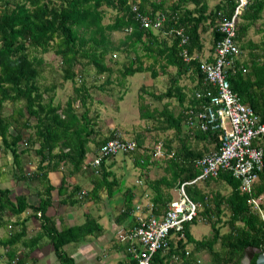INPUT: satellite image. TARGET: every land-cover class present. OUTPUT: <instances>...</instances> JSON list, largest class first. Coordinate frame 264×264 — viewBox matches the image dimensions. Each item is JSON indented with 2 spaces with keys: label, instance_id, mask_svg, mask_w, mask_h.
I'll return each mask as SVG.
<instances>
[{
  "label": "trees",
  "instance_id": "1",
  "mask_svg": "<svg viewBox=\"0 0 264 264\" xmlns=\"http://www.w3.org/2000/svg\"><path fill=\"white\" fill-rule=\"evenodd\" d=\"M207 1L0 0V152L4 156L9 154L16 164L18 170L13 175L14 180L26 186L34 185L28 194L20 193L12 198L9 189H0V226L7 213L16 219L13 226L17 227L16 231L0 239V248L6 256L4 264H24L26 255L41 247L42 237L51 245L58 264H74L63 247L102 230L90 216L78 225L56 227L54 220L46 215L52 203V191L56 193L58 204L74 206L83 202L80 186L67 185V176L83 172L86 156L90 153L96 156L102 144L118 135L116 129L102 131L97 112L91 111L94 108L87 103L90 96L84 84L90 69L94 79L103 76L97 87L102 93L115 83L119 86L126 77L147 74L145 83L149 84L144 83L138 88V119L159 124L160 131L173 132L172 140L177 141L174 147H171V139L165 142L163 175L148 184L153 192L149 214L160 217L172 201L169 190H178L181 184L188 183L183 189L197 207L196 217L183 225L182 239L176 235L174 240L168 237L166 247L157 251L158 264L167 261L194 264L192 257L199 253L208 256L209 264H240L248 248L253 251L249 264H254L257 255L264 253V205L254 206V201L264 195V167L249 192H241L239 182L228 171L189 183L200 172L195 161L220 145L219 130H193L187 126L183 115L187 108L206 101L203 95L209 90L198 70L201 60L197 55L202 49L200 36L209 33L210 49L213 50L220 39L218 26L230 17L235 6L234 0H218L209 8ZM132 6L150 17L163 15L160 29L142 28L134 19ZM106 12H111L110 19L103 23ZM239 19L236 47L238 52L247 50L249 55L242 64L235 61L227 79L239 102L250 107L259 120L264 121V35L257 41L248 37L249 28L257 22L260 23L256 27L264 28V0H248ZM175 31L186 39L183 45L179 44L180 37ZM113 33L123 35L114 41ZM180 48L193 59L183 62L179 57ZM251 49L263 52L259 56L250 55ZM47 53L56 61L60 83L70 84L71 96L63 103L56 99V83H39L43 69L48 66L43 59ZM116 53L126 55V60L120 63L112 60ZM160 76H167L168 85L161 92L147 94L151 96V104L145 103L144 86L153 90ZM183 76L194 83L189 91V104L177 114L168 103L161 104L158 109L156 106L164 100L174 99L176 108L182 106L186 92L178 83ZM120 100L121 96H118L115 101ZM6 105L10 106V111L4 114ZM23 131L27 132L25 136L21 134ZM132 141L134 153L124 155L132 159L135 167L145 168L152 163L151 156L137 153L141 147L140 136H135ZM19 145L23 146L22 150H18ZM26 151L38 158L29 173L22 172L18 164L20 154ZM109 158H102L97 166L99 176L94 177L91 190L86 193L91 199L97 198L101 189L106 191L107 197L113 195L117 181L110 166L104 165ZM62 168H66V173H62ZM50 172L61 173L55 188L47 178ZM210 182L223 183L229 189L228 193L205 191ZM127 192L123 208L113 221L116 224L133 220L130 216L132 196L130 190ZM29 197H34L36 203H29ZM26 211H31V216L39 221V231L24 241L27 220L19 217ZM200 221L207 224L210 231L201 240H194L189 227ZM222 228H225L224 232H220ZM17 245L26 250L24 257L16 255ZM187 246L189 251H186ZM133 263V260L129 261V264ZM151 264H154L153 257Z\"/></svg>",
  "mask_w": 264,
  "mask_h": 264
},
{
  "label": "built area",
  "instance_id": "2",
  "mask_svg": "<svg viewBox=\"0 0 264 264\" xmlns=\"http://www.w3.org/2000/svg\"><path fill=\"white\" fill-rule=\"evenodd\" d=\"M234 1L232 14L218 26L220 39L214 46L211 60L199 62V73L209 88L203 95L206 101L197 107L187 108L183 115L187 126L193 130H219V148L195 161L194 165L200 172L189 183L213 178L219 172L228 171L239 182L241 192H249L264 167V148L253 145V142L264 137V121H260L250 107L239 102L228 83L227 76L233 72L238 54L235 43L237 23L248 4V0ZM131 11L142 28L157 31L164 21L163 15L150 17L139 13L134 6ZM175 35L180 37V32L175 31ZM185 40L180 37L179 44L183 45ZM179 57L186 63L193 59L184 48H180ZM134 150L133 141L115 135L99 147L89 165L95 168L102 158L133 154ZM184 184L188 183L181 184L177 190L178 200H172L160 217L141 216L136 219V225L128 237L134 239L139 248V252L128 250L132 254L133 264H151L153 255L166 247L170 234L183 238V225L196 217L197 208L185 195Z\"/></svg>",
  "mask_w": 264,
  "mask_h": 264
},
{
  "label": "rangeland",
  "instance_id": "3",
  "mask_svg": "<svg viewBox=\"0 0 264 264\" xmlns=\"http://www.w3.org/2000/svg\"><path fill=\"white\" fill-rule=\"evenodd\" d=\"M138 1V0H135ZM153 1V0H149ZM208 7L211 8L215 5L218 0H208ZM168 3V2H167ZM166 3V4H167ZM106 16L103 19V23H106L110 19L111 12H106ZM122 33H113L111 34V38L114 41H117L122 37ZM208 45L210 43L209 35L205 36ZM204 45V49L206 48V43L202 42ZM117 54V53H116ZM130 55H128L129 57ZM50 53L43 55L44 61L48 62V66L45 67L42 71L41 78L39 79V83L41 85H48L52 82L56 83L58 86L56 90V99L63 103L67 98L71 96L70 84L68 82L61 84L60 83V72L57 68L56 61L50 59ZM118 63L126 60V55L117 54L115 59ZM87 78L85 81V87L88 89L89 93V103L90 108L93 109L91 111H96L99 117V122H101L103 127V132L105 133V129L111 130L116 129L118 132V136L125 140L132 141L135 136H140L141 138V147L138 154L150 155V160L152 163H149L145 168L135 167L132 164V159L124 154H116L114 157L105 160V167L110 166V171L114 175V179L117 181V188L114 190L115 195L113 198L108 199L105 196V192L103 190L100 191V202L96 204L97 210L100 215H102L101 224L106 228V230L110 229L109 217L115 215L119 209L120 204H122V196L119 192H121L124 188L128 187V189H132L136 192L135 196L139 198L138 210L141 208L145 209V212L150 211L149 205L150 199L153 195L152 190L149 188L148 184L157 179L161 175H163V166L164 163L162 161L163 154L165 153L166 147L165 142L169 139H174L173 132L167 131L162 132L158 129V125L153 121H141L138 119V93L140 90L138 88L141 85H144L146 79L142 73H136L130 77H126L125 80H121L118 84H114L110 90H107L106 93H102L98 90V85L103 81V76H99L94 79L95 75L93 70H89L87 73ZM165 77V76H163ZM167 76L163 78L161 81H156L153 90L150 86H144V90L146 92H142L144 95V99L146 102L151 101L152 91L161 92L168 85ZM92 81V82H90ZM146 84V83H145ZM141 93V92H140ZM148 94V95H147ZM118 96H121L122 99L120 101H115ZM150 103V102H149ZM151 104V103H150ZM152 104L156 105V103ZM10 106L6 105L4 107V114L9 113ZM158 109L160 108L159 104ZM80 108V107H78ZM10 133H13L12 129L9 130ZM23 136L27 134L26 131L21 133ZM177 144L176 140L171 141V147H174ZM92 147V146H91ZM23 146L19 145L18 150H22ZM94 159L93 154H88L85 158V161L89 162ZM38 158L34 156L31 151H26L21 153L18 159V164L24 173L31 172ZM16 164L12 162V159L9 154L5 156L0 152V189L6 188L9 189V197L12 198L16 194L25 193L32 189L34 185L29 184L26 186L25 183L21 181L14 180L13 175L16 173ZM62 173H66V168L61 169ZM90 175L93 177L99 176L98 167L92 168L88 163L84 166L83 172L75 175L73 178V182H76L77 185L81 187V190L88 192L90 190L91 184L87 180L90 178ZM70 178L69 176H67ZM209 191H217L221 194L228 193L229 189L223 183L220 182H210L207 190ZM169 194L172 197V200H178V191L176 189L169 190ZM55 193H53V197L55 198ZM28 202L31 204L36 203V199L34 197H29ZM261 207L264 205V195H262L259 200L254 204ZM68 207V206H67ZM141 207V208H140ZM93 208V206H92ZM87 208L85 206H74L71 207V213L75 215L74 224H79L84 221L83 213H88L91 217L96 216V209ZM109 208V214L108 209ZM68 209V208H67ZM70 210V209H68ZM54 212L58 213V207L54 209ZM116 212V213H115ZM144 212V214H145ZM108 214V215H107ZM149 216V215H148ZM22 217H26L25 222V234L22 240H27L30 237H33L39 228V221L37 219H33L31 216V211H26L23 213V216L20 215L19 219ZM222 219H225L223 217ZM3 221L0 226V239L7 237L9 232H13L17 230V227L13 226L15 222V218L11 217L9 214H5L3 216ZM209 226L204 224L202 221L197 222L194 225H190L189 232L191 237L194 240H201L202 236H207L209 234ZM225 228H222L220 232H224ZM42 239H46L42 237ZM21 240V241H22ZM43 241V240H42ZM46 241V240H45ZM20 245V244H19ZM19 245L16 246V255L18 257H24V253L26 250H23ZM188 247V246H187ZM66 252L69 253L71 247H65ZM189 251V247L187 248ZM48 252H51V249H41L36 255L38 256H47ZM107 252V251H105ZM34 254L29 253L25 257L24 264H30L29 259L33 258ZM193 260H197L198 263L194 264H209V258L205 253L194 254L192 257ZM6 261V256L4 255V250L0 248V264H4ZM32 264V263H31ZM38 264H45V257L40 258Z\"/></svg>",
  "mask_w": 264,
  "mask_h": 264
},
{
  "label": "crops",
  "instance_id": "4",
  "mask_svg": "<svg viewBox=\"0 0 264 264\" xmlns=\"http://www.w3.org/2000/svg\"><path fill=\"white\" fill-rule=\"evenodd\" d=\"M240 22V19L239 21ZM257 22L254 26L250 27L248 30V37L252 40V41H257L259 39L262 38V36L264 35V28L261 27H256V25H258ZM238 24V23H237ZM209 35L208 32L204 33L203 35L200 36L201 41L206 43V48L204 49V45L202 44V49H201V53L199 55H197V57L199 58V60H206V59H211V55L213 50L210 49V43L208 45V42L205 39V36ZM210 37V36H209ZM263 52V50L260 49H251L250 55H261ZM248 51H241L238 52L237 56H236V60H238L239 63L242 64V62L247 61L248 58ZM171 69L168 68V71H170ZM145 76V79L147 80V74H143ZM164 77L160 76L158 77V81H161ZM148 81V80H147ZM147 85L149 83H146ZM178 85L180 87H183V91L186 92V97L185 100L181 105H178L177 108L175 107L177 105V102L172 99V100H164L163 102H161L159 104V106L163 103H168L170 108L174 107V113H178L179 111H181L184 106H187V104H189V94L191 91V87L194 85V83L190 80V78L187 76H183L181 78V80L179 81ZM190 89V90H189ZM193 91V90H192ZM107 92V91H106ZM122 99V97H121ZM145 103H147L145 101ZM181 106V107H180ZM183 107V108H182ZM143 121V120H141ZM253 145H258L260 147H264V137L253 142ZM85 165L86 163L89 164V162L84 161ZM90 166V165H89ZM61 177V173L60 172H50L47 174V178L49 180V183L51 186H53L54 188L58 186L59 184V180ZM75 177V176H72ZM70 177L68 178L67 181V185H69L70 187L77 184L76 182H73V178ZM95 178L90 175V178H87V180L89 181V183L91 184L92 187V181ZM90 187V190H91ZM81 188V187H80ZM117 188V186H115L112 189V196L111 197H107V193L104 189H101L105 192V196L108 199L113 198V196L115 195L114 190ZM100 190V191H101ZM127 190H130V195L132 196V213H131V219H133L132 221L130 220H125L123 221L121 224H116L114 223V219L115 217L119 214V212L122 210L123 208V200L124 197L126 196V194L128 193ZM100 191L97 193V198L95 199H91L90 195H87L86 191L80 190V196H82V203L79 205H74V206H80V207H87V208H92L96 209V216L92 217L93 219H95L99 225L101 226L102 230L99 234H92L89 235L87 237H85L84 239L73 243V244H68L66 246L63 247L64 252L71 257L72 261L74 264H129V261H131V257L132 254L128 251V250H136L139 252V248L138 245L136 243V241L134 239H129V234L130 231L132 230V228L136 225V219L138 217L141 216H150L149 212H145L143 208L140 209V211L138 210L139 206V198L135 196L136 192H134L132 189H128V187L124 188L121 192H119L122 196V204H120V209L119 212L116 211L115 215L110 216L108 215L109 212V208L108 209V219L110 222V229L106 230V228L100 223L101 222V218L102 215H100L99 211L97 210L96 204L99 203L100 200ZM53 193H55V191L51 192V206L48 208L46 215L48 217H51L55 224L56 227H65V226H71V225H78V224H74V218L75 215L73 213H71V207L74 206H68L67 205H62V204H58L57 200V196H55V198L53 197ZM135 193V194H134ZM56 195V193H55ZM129 195V194H128ZM127 195V196H128ZM87 196V197H86ZM259 200V199H258ZM255 201L256 202L258 201ZM58 207V213L56 214L54 212V209ZM150 207V205H149ZM70 210H68V209ZM145 212V214H144ZM21 216H23V214H21ZM84 216V220L87 216H90L88 213H83ZM33 217V216H32ZM91 217V216H90ZM24 218V217H22ZM33 219L35 220L36 218L33 217ZM81 224V223H79ZM43 241H41V247L39 249L34 250L32 253L34 254V257L29 259V263L31 264H38L40 258H44L45 257V264H58L55 261V258L53 256L52 253V249H51V245H49L45 240L46 239H42ZM170 240H174V234L170 235ZM65 247H71V250L68 252H66ZM51 249V252H48L47 256H38L36 255L39 251H41V249ZM107 251V252H105ZM187 251V248H186ZM198 255V254H197ZM193 260V259H192ZM153 262L154 264H158V252L157 254L155 253L153 255ZM195 263H198L197 260H194ZM165 264H172V261H167ZM190 264V263H189Z\"/></svg>",
  "mask_w": 264,
  "mask_h": 264
},
{
  "label": "water",
  "instance_id": "5",
  "mask_svg": "<svg viewBox=\"0 0 264 264\" xmlns=\"http://www.w3.org/2000/svg\"><path fill=\"white\" fill-rule=\"evenodd\" d=\"M253 251L248 248L245 257L242 259L243 264H249L250 259L252 258ZM254 264H264V253H259L255 258Z\"/></svg>",
  "mask_w": 264,
  "mask_h": 264
},
{
  "label": "flooded vegetation",
  "instance_id": "6",
  "mask_svg": "<svg viewBox=\"0 0 264 264\" xmlns=\"http://www.w3.org/2000/svg\"><path fill=\"white\" fill-rule=\"evenodd\" d=\"M240 264H243V263H242V260H241Z\"/></svg>",
  "mask_w": 264,
  "mask_h": 264
}]
</instances>
